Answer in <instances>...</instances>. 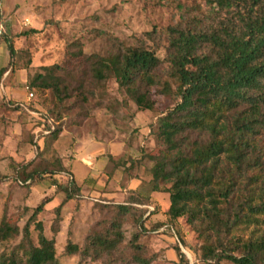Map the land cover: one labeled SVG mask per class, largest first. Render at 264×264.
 Returning <instances> with one entry per match:
<instances>
[{"label": "rangeland", "instance_id": "rangeland-1", "mask_svg": "<svg viewBox=\"0 0 264 264\" xmlns=\"http://www.w3.org/2000/svg\"><path fill=\"white\" fill-rule=\"evenodd\" d=\"M178 3L192 7L189 14L201 15L206 9L204 0H0V221L10 225L7 236L0 239V253L15 251L23 257L29 243L37 244L35 220L40 221L42 233L53 238L54 254L61 264H239L229 258L215 260L212 255L226 251L239 256L248 241L264 240V210L243 215L227 230L221 222L213 226L211 221V214H218L221 221L232 220V211L246 198L250 197L251 203L264 202V130L249 155V164L239 170L224 153L219 154L216 174L229 183L227 200H218L214 206L205 197L187 201L191 216L170 217L166 212L168 193L150 188L152 160L147 151L168 144L165 134L157 133L162 128L153 126L155 138L151 126L157 125L158 115L177 100L175 82L167 74L165 29L185 13ZM8 42L14 53L3 73L9 59ZM137 43L152 48L161 59L154 69L155 82L143 97L147 107H137L128 92L117 88L108 71L92 86L83 80L82 92L73 89L84 55H104L117 44ZM80 50L82 54L73 55ZM50 63L65 67L57 72L71 89L69 94L59 100L50 87H28L32 96L26 99L27 71ZM164 81L169 83L168 91L162 88ZM137 86L138 90L146 87L142 82ZM14 102L24 107L15 108ZM44 110L64 121L62 134L46 145L47 136L40 135L39 130V112ZM190 137H195L194 132ZM172 139L178 143L170 147L172 152L184 147L178 135ZM96 140L112 142L116 152L119 150L115 155L101 154L103 160L107 156V162L95 168V179L103 181L107 174L111 180L90 182L86 178L83 183L112 191L113 196L99 198L101 194H91L85 188L57 208L63 192L57 188L56 178L65 180L66 175L36 174L23 182L31 168L56 169L61 159L81 183L91 159L85 158L90 161L85 164L80 154L86 157L85 149ZM132 174L139 179L137 190L146 194L154 191L149 201L153 209L142 216L144 206L140 203L128 204L124 211L115 206L116 202L139 197L123 195L125 179ZM159 183L161 187L169 184ZM44 195L49 200L29 217ZM245 210L243 207L242 212ZM26 221L28 239L22 237ZM104 234L111 237L112 245L103 251L89 248L83 253L91 236ZM208 248L213 251L207 252ZM259 255L264 256V252Z\"/></svg>", "mask_w": 264, "mask_h": 264}, {"label": "trees", "instance_id": "trees-1", "mask_svg": "<svg viewBox=\"0 0 264 264\" xmlns=\"http://www.w3.org/2000/svg\"><path fill=\"white\" fill-rule=\"evenodd\" d=\"M204 3L206 9L201 15L189 14L192 7L178 3L177 6H183L185 13L166 26L167 74L175 82L177 100L158 115L157 125L149 129L156 138L153 126L162 128L157 133L165 134L168 143L165 147L152 148L147 155L152 160L149 167L150 188L168 193L166 212L170 217L184 213L191 216L193 211L187 201H199L205 197L214 206L218 200H227L229 183L223 181L222 175L216 174L219 154L224 153L233 167L239 170L242 165L249 164V155L255 150L256 140L264 130V0H204ZM8 53L3 73L10 67L14 53L10 42ZM80 54L81 50L73 52L74 56ZM160 61L152 48L140 43L117 44L104 55L89 53L83 57L73 89L82 92L83 80L92 86L104 77V71H108L117 88L128 92L137 107H147L143 97L147 87L155 82L154 69ZM64 68L59 63L34 67L27 71L25 85L30 88L50 87L61 100L71 90L62 82L61 73L57 72ZM63 74L66 75V72ZM138 82L146 87L138 90ZM164 82L162 88L168 91L169 83ZM14 105L17 106L15 108L24 107L21 102H14ZM39 115L42 118L40 135L47 136L46 145L58 136L64 121L63 117L57 119L47 110L39 112ZM193 132L195 137L191 138ZM174 135L181 138L184 147L172 152L170 147L178 144L177 139H172ZM36 141L35 150L39 148ZM56 167L43 171L33 167L26 173L23 182L36 174L66 175L65 180L56 178V186L63 192L56 205L58 208L64 200L80 195V185L61 159ZM161 181L169 184L161 187ZM218 183L220 185L215 186ZM124 194L139 197L116 202L118 209L124 211L133 202L144 206L141 216L153 209L149 194L137 188H125ZM48 200L49 197L44 195L29 217L34 216ZM250 200V197L246 198L243 204L234 208L230 221H221L218 214H211L212 225L219 226L221 222L227 230L243 215L264 210V202L251 203ZM243 207L245 212H242ZM34 226L38 230L37 244L29 243L23 257L15 251L7 255L0 253V264H61L54 254L53 238L42 233L39 220L34 221ZM9 229V223L1 219L0 239L7 236ZM169 229L173 230L171 226ZM22 232V237L28 239L27 221L22 226ZM172 232L178 241L175 231ZM111 243V237L105 234L91 236L89 246L83 247V253L89 248L103 251ZM69 246L66 245L67 248ZM212 251L207 249V252ZM259 252H264L263 239L248 241L245 252L239 256L226 251L212 256L215 260L229 258L239 264H264V256H260Z\"/></svg>", "mask_w": 264, "mask_h": 264}, {"label": "crops", "instance_id": "crops-1", "mask_svg": "<svg viewBox=\"0 0 264 264\" xmlns=\"http://www.w3.org/2000/svg\"><path fill=\"white\" fill-rule=\"evenodd\" d=\"M61 134H62V131L59 132L58 136ZM112 144L113 143L109 142V141L102 142L101 140H96V141H94V143L91 141V144H89L87 149H85V153L87 152L86 157L84 156V153L80 154V158H82V160L84 161L85 164H88L90 162L85 158L91 159V162L89 163L90 168H89L87 174L83 177L81 183H79L81 192H83V190L85 188H87L86 192H89L91 194H96V195L101 194V196H109V197L113 196L114 192H112V191H107V189H102V188H96L95 186L86 187L85 184L83 183L86 178L89 179L90 182L96 180L95 182L100 181V182L105 183L106 180H111L110 179L111 177H108L107 174H105V179L103 181L100 180V177L95 179L96 178L95 168H97V167L105 164V162H107L106 161L107 156L104 155L103 156L104 160H103L101 154H106V153L110 154V155L118 154L117 152L119 150L116 152V147H115V145H112ZM92 150H95V152L90 153ZM75 154L76 153L73 150V156H75ZM92 156H99L101 158L99 160H97L95 157H92ZM125 164H128V162H126ZM138 182H139V179L137 178V176L135 174H132L127 179H125V186L123 187V189H125V188H136ZM152 194H154V191L149 192V195L151 197H152Z\"/></svg>", "mask_w": 264, "mask_h": 264}, {"label": "built area", "instance_id": "built-area-1", "mask_svg": "<svg viewBox=\"0 0 264 264\" xmlns=\"http://www.w3.org/2000/svg\"><path fill=\"white\" fill-rule=\"evenodd\" d=\"M2 30H3V27H2V24L0 23V34L2 33ZM24 87H25V89H27L26 99H30L32 96V91L30 89H28V87L26 85Z\"/></svg>", "mask_w": 264, "mask_h": 264}]
</instances>
